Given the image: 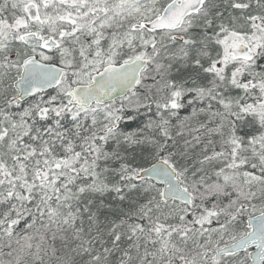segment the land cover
Wrapping results in <instances>:
<instances>
[{
  "label": "snow or ice",
  "instance_id": "snow-or-ice-1",
  "mask_svg": "<svg viewBox=\"0 0 264 264\" xmlns=\"http://www.w3.org/2000/svg\"><path fill=\"white\" fill-rule=\"evenodd\" d=\"M0 264H264V0H0Z\"/></svg>",
  "mask_w": 264,
  "mask_h": 264
}]
</instances>
